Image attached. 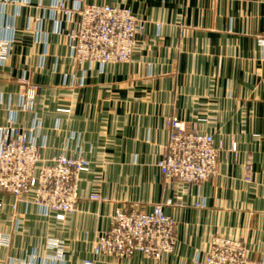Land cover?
<instances>
[{"label": "crops", "instance_id": "crops-1", "mask_svg": "<svg viewBox=\"0 0 264 264\" xmlns=\"http://www.w3.org/2000/svg\"><path fill=\"white\" fill-rule=\"evenodd\" d=\"M93 3L138 19L129 62L79 65L71 56L75 12ZM0 46V126L13 111L45 157L89 162L75 211L62 221L31 197L0 192V232L9 236L0 264H84L116 209L151 211L167 200L175 224L167 256H96L93 264H196L214 236L243 240L249 264H264V0H0ZM28 87L37 94L21 112ZM173 117L225 144L214 178L165 181L156 163ZM97 194L107 201L90 198ZM50 238L61 248L47 246Z\"/></svg>", "mask_w": 264, "mask_h": 264}, {"label": "built area", "instance_id": "built-area-1", "mask_svg": "<svg viewBox=\"0 0 264 264\" xmlns=\"http://www.w3.org/2000/svg\"><path fill=\"white\" fill-rule=\"evenodd\" d=\"M59 8L64 9L62 4ZM75 13L77 26L67 37L71 56L79 65L130 61L139 31L138 19L130 9L93 3L78 7ZM4 55L0 46V58ZM36 91L32 87L31 93ZM14 118L10 111L8 124L0 128V192L16 200L34 192L33 199L44 214H54L56 220L62 221L75 211L79 177L88 169L89 162L61 155L39 168L37 175L34 169L39 161V147L27 132L13 126ZM166 125L172 131L156 163L165 181L175 180L190 186L214 178L219 156L224 152L222 142L215 145L213 136L202 133L196 123L186 124L173 117ZM231 151H236L234 142ZM250 165L247 161L246 181L251 178ZM90 198L107 201L98 194ZM170 204L171 200L155 204L151 211L142 210L135 203L116 209L110 216L109 229L96 238L91 258L84 264H93L96 256L125 258L141 253L155 260L167 256L174 247L175 230L174 221L164 212V207ZM7 244L9 236L0 235V246ZM56 244L53 247L60 248ZM248 255L243 240L214 236L204 258L196 264H249Z\"/></svg>", "mask_w": 264, "mask_h": 264}, {"label": "rangeland", "instance_id": "rangeland-1", "mask_svg": "<svg viewBox=\"0 0 264 264\" xmlns=\"http://www.w3.org/2000/svg\"><path fill=\"white\" fill-rule=\"evenodd\" d=\"M3 59V58H2ZM31 91H32V88L30 89V92H29V87L28 88H26L22 93H21V103H20V106H19V110L21 111V112H28V111H30L31 110V108L33 107V101H34V96L37 94V91L35 92V94H32L31 93ZM30 96H32L33 98H32V100L30 99ZM31 100V101H30ZM31 104V105H30ZM31 107V108H30ZM9 112H10V110H9ZM8 119H9V114H8V117H7V122L4 124V125H1L0 126V128H2V127H5L7 124H8ZM14 120H15V118H14ZM169 120V119H168ZM167 120V121H168ZM167 121H166V123H167ZM13 126H15V127H19L20 129H22L23 131H25V132H27L22 126H18V125H16L15 124V122L13 123ZM27 134H28V132H27ZM29 135V137H31L30 136V133L28 134ZM31 139V138H30ZM232 143V142H231ZM223 144V143H222ZM234 144L236 145V142H234ZM223 146H224V152L223 153H226V152H229L228 151V149L227 148H225V144H223ZM39 147V150H40V153H39V161L37 162V165L35 166V173L38 175V173H37V171L39 170V168H41V167H43V166H45V165H47V164H49V163H51L52 162V160L54 159V158H57L58 156H61V155H66V154H64V153H60V154H56V155H53V156H51V157H45L44 155H43V151H42V149L40 148V146H38ZM236 148H237V145H236ZM229 149L231 150V144H230V146H229ZM233 152H235V151H233ZM66 156H68V155H66ZM71 157H73V158H78V157H74V156H71ZM81 158V157H80ZM84 159V158H83ZM247 161H250L251 162V159H250V156H247L246 157V160H245V164H246V162ZM218 171H219V165H218ZM85 172V171H84ZM217 174H218V172H217ZM100 175H102V174H100ZM80 178V177H79ZM98 178L99 179H101L102 178V176H98ZM78 183H79V181H78ZM77 190H78V188H77ZM77 196H78V194H77ZM26 197H31V200L34 202V204H36L35 202L36 201H34V192H31L30 194H28V196H23L22 198H20L19 200H22V199H24V198H26ZM16 200V199H15ZM18 201V200H17ZM16 207V205L15 204H13L12 205V208H15ZM3 234H7V233H3V232H0V235H3ZM8 235V234H7ZM55 242H57V241H55V240H52V238H50V239H48V245L47 246H50V245H52V244H55ZM4 246H8V244L7 245H4ZM56 248V247H55ZM61 248V247H60ZM54 256L52 255V254H46V256H44V258H45V260L46 261H52V258H53ZM61 256L60 255H58V254H55V258H57V259H59ZM17 264H19V262H16Z\"/></svg>", "mask_w": 264, "mask_h": 264}]
</instances>
